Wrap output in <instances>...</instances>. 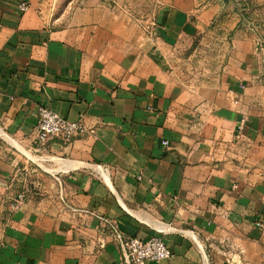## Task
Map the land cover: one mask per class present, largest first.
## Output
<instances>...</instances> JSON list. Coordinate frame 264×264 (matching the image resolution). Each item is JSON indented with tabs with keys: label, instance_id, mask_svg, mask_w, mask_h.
<instances>
[{
	"label": "crops",
	"instance_id": "0c3cea01",
	"mask_svg": "<svg viewBox=\"0 0 264 264\" xmlns=\"http://www.w3.org/2000/svg\"><path fill=\"white\" fill-rule=\"evenodd\" d=\"M156 3L0 0V264H117L97 217L160 236L170 257L146 264H264L253 40L222 0ZM40 107L92 133L40 149Z\"/></svg>",
	"mask_w": 264,
	"mask_h": 264
},
{
	"label": "built area",
	"instance_id": "2783aa9c",
	"mask_svg": "<svg viewBox=\"0 0 264 264\" xmlns=\"http://www.w3.org/2000/svg\"><path fill=\"white\" fill-rule=\"evenodd\" d=\"M28 8L26 1H22L17 5L20 13H25ZM90 133L92 131L86 127L82 119L70 121L46 107H40L37 111L34 141L40 149H44L48 143L55 140L70 142L78 136ZM162 145L167 147L169 143L164 141ZM10 200V210H19L25 202L24 192L15 193ZM97 218L107 229L112 240L119 246L121 259L117 264L158 263L170 257V251L160 236H152L145 240L127 236L115 222L103 217ZM254 226L264 231V222L262 220L255 222Z\"/></svg>",
	"mask_w": 264,
	"mask_h": 264
},
{
	"label": "rangeland",
	"instance_id": "374dc122",
	"mask_svg": "<svg viewBox=\"0 0 264 264\" xmlns=\"http://www.w3.org/2000/svg\"><path fill=\"white\" fill-rule=\"evenodd\" d=\"M113 6L120 11L129 12L137 16H145L149 19L156 6V0H108ZM224 9L227 10L226 16L234 19L237 26L253 40V48L256 52L259 73L264 81V0H222ZM10 142L5 135L0 134V151L6 154L10 153ZM8 155V154H7ZM30 169V168H29ZM27 175L34 173L32 170L24 171Z\"/></svg>",
	"mask_w": 264,
	"mask_h": 264
}]
</instances>
